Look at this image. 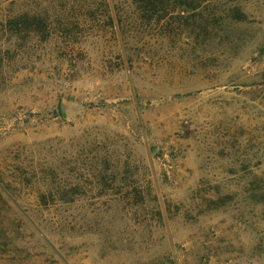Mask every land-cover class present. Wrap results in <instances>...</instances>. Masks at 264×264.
<instances>
[{
	"label": "rangeland",
	"instance_id": "1",
	"mask_svg": "<svg viewBox=\"0 0 264 264\" xmlns=\"http://www.w3.org/2000/svg\"><path fill=\"white\" fill-rule=\"evenodd\" d=\"M0 264H264V0H0Z\"/></svg>",
	"mask_w": 264,
	"mask_h": 264
}]
</instances>
